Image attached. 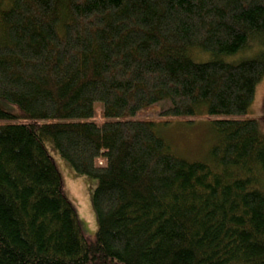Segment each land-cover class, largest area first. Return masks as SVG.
<instances>
[{"label": "trees", "instance_id": "16d2710c", "mask_svg": "<svg viewBox=\"0 0 264 264\" xmlns=\"http://www.w3.org/2000/svg\"><path fill=\"white\" fill-rule=\"evenodd\" d=\"M263 78L264 0H6L0 264H264ZM201 116L206 156H176L155 121ZM47 141L97 181L92 236Z\"/></svg>", "mask_w": 264, "mask_h": 264}, {"label": "rangeland", "instance_id": "374dc122", "mask_svg": "<svg viewBox=\"0 0 264 264\" xmlns=\"http://www.w3.org/2000/svg\"><path fill=\"white\" fill-rule=\"evenodd\" d=\"M6 5V0H0V9ZM249 49L226 59L229 63H237L250 59L261 47L260 43L250 42ZM206 58V57H205ZM208 58V57H207ZM264 78L258 83L254 101L246 118L254 119L259 130L264 134ZM0 110L15 112V107L6 100L0 99ZM158 134L168 143L171 151L178 157L194 161L203 159L214 142V135L208 117L201 116L187 123L181 119L155 121ZM45 146L56 163L62 176L65 192L72 201L80 230L85 237L92 236L97 229V218L92 206V193L96 187V180L77 175L69 165L62 160L53 145L47 141Z\"/></svg>", "mask_w": 264, "mask_h": 264}]
</instances>
